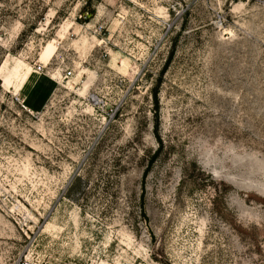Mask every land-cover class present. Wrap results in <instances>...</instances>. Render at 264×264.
<instances>
[{"label": "rangeland", "instance_id": "obj_1", "mask_svg": "<svg viewBox=\"0 0 264 264\" xmlns=\"http://www.w3.org/2000/svg\"><path fill=\"white\" fill-rule=\"evenodd\" d=\"M20 259L264 264V0H0Z\"/></svg>", "mask_w": 264, "mask_h": 264}, {"label": "built area", "instance_id": "obj_2", "mask_svg": "<svg viewBox=\"0 0 264 264\" xmlns=\"http://www.w3.org/2000/svg\"><path fill=\"white\" fill-rule=\"evenodd\" d=\"M40 70H41V68H40ZM72 73H68V75H71ZM19 102H20V99H17ZM21 104H22V106H23V108H26V106L24 105V103L23 102H21ZM16 264H32L31 262H29L27 259H20V260H18L17 261V263Z\"/></svg>", "mask_w": 264, "mask_h": 264}, {"label": "crops", "instance_id": "obj_3", "mask_svg": "<svg viewBox=\"0 0 264 264\" xmlns=\"http://www.w3.org/2000/svg\"><path fill=\"white\" fill-rule=\"evenodd\" d=\"M35 107H33V109H34ZM36 109V108H35ZM32 111V110H31Z\"/></svg>", "mask_w": 264, "mask_h": 264}]
</instances>
